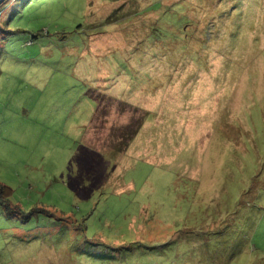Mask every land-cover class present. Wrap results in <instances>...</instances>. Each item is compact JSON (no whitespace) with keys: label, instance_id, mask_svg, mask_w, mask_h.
I'll return each mask as SVG.
<instances>
[{"label":"rangeland","instance_id":"obj_1","mask_svg":"<svg viewBox=\"0 0 264 264\" xmlns=\"http://www.w3.org/2000/svg\"><path fill=\"white\" fill-rule=\"evenodd\" d=\"M0 264H264V0L0 6Z\"/></svg>","mask_w":264,"mask_h":264},{"label":"trees","instance_id":"obj_2","mask_svg":"<svg viewBox=\"0 0 264 264\" xmlns=\"http://www.w3.org/2000/svg\"><path fill=\"white\" fill-rule=\"evenodd\" d=\"M4 193H11V190L7 187L0 185V195H3Z\"/></svg>","mask_w":264,"mask_h":264},{"label":"water","instance_id":"obj_3","mask_svg":"<svg viewBox=\"0 0 264 264\" xmlns=\"http://www.w3.org/2000/svg\"><path fill=\"white\" fill-rule=\"evenodd\" d=\"M7 0H0V6L4 3V2H6Z\"/></svg>","mask_w":264,"mask_h":264}]
</instances>
